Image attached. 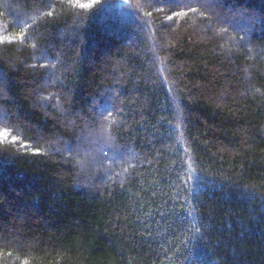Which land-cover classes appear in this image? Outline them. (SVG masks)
Wrapping results in <instances>:
<instances>
[{
	"label": "trees",
	"instance_id": "obj_1",
	"mask_svg": "<svg viewBox=\"0 0 264 264\" xmlns=\"http://www.w3.org/2000/svg\"><path fill=\"white\" fill-rule=\"evenodd\" d=\"M191 3L0 0V36L25 32L0 42V264H186L192 243L264 264V0H217L223 23ZM85 121L110 125L98 172L64 153Z\"/></svg>",
	"mask_w": 264,
	"mask_h": 264
},
{
	"label": "snow or ice",
	"instance_id": "obj_2",
	"mask_svg": "<svg viewBox=\"0 0 264 264\" xmlns=\"http://www.w3.org/2000/svg\"><path fill=\"white\" fill-rule=\"evenodd\" d=\"M103 2V0H91L90 3H80L79 0H76V4L78 5L79 8L84 9V10H89V9H93L95 6L100 5ZM141 2V0H137V3L139 4ZM148 3H151L152 6H155V0H147ZM124 3L126 4H131V0H124ZM197 3L199 4L200 8L206 9V10H211L213 13H215L218 17V19L220 20V22H225L228 18L221 16L219 13L216 12V6H217V0H197ZM181 5L184 7H187L188 11L190 12H197L198 9L196 7L192 6L191 0H181ZM180 6V5H178ZM49 7H51V5H49ZM187 13H181V12H174L173 15L174 16H180V15H186ZM49 15H51V13H49ZM148 15L150 16L151 13L149 12ZM173 16H169L168 19H172ZM254 16L252 15H247L244 13H241L239 15L236 16H232L231 20L232 22H240L241 20H243V22L251 24L254 21ZM209 22L211 23V17H209ZM15 27L18 28H24L25 26H30L28 25L27 21H24L22 19H17L15 24ZM228 31L227 28H222L220 29V33L221 34H226ZM25 36V32L22 30L20 31L16 36H8V35H4V36H0V42H12L14 39H23ZM240 39H243V37H240ZM227 42H231V38H229V40ZM53 67H55V65H53ZM2 79V78H0ZM101 107L103 108V111L107 113L108 116L112 115V109L110 108H104L103 105H101ZM8 116L9 114L0 109V123L4 124V131L0 132V135H2L4 137V139H7V121H8ZM114 123V121H113ZM169 123H171V121H169ZM107 130V129H106ZM177 131L179 132L180 129L177 127ZM182 135V133H181ZM13 142H15L18 137L14 136L13 138ZM181 147L183 148V146L181 145ZM32 154L33 155H46L47 153L44 152V149L41 147H35L32 150ZM65 151L71 152L73 151V148L71 145H66L65 147ZM186 151V149H185ZM105 155H107V153H105ZM113 162L115 163H120L121 161H126L127 160V156L126 154L120 150L117 149L112 157ZM188 170H189V177H188V181L185 182V190L188 192L189 196L193 195L194 192L197 189V186L200 183V176L196 173V169L192 167L191 164H188ZM125 171H127V168H125ZM189 183H191V187H189ZM183 199L187 200V197H183ZM188 203H191V201L189 200ZM186 215L190 216L191 212L190 210H185ZM191 230V229H190ZM196 232H199V228L195 229ZM185 261L186 264H214V262L210 259V253L207 252L206 250H200L198 249V247L196 246V244L192 243L189 248L188 251L185 255ZM24 264H28V261L25 260Z\"/></svg>",
	"mask_w": 264,
	"mask_h": 264
},
{
	"label": "rangeland",
	"instance_id": "obj_3",
	"mask_svg": "<svg viewBox=\"0 0 264 264\" xmlns=\"http://www.w3.org/2000/svg\"><path fill=\"white\" fill-rule=\"evenodd\" d=\"M180 1V0H179ZM193 1V0H191ZM197 1V0H194ZM106 98V100L110 101V96H108V94H106L104 96ZM68 113H65V115L63 114V120H68L69 124L68 126L70 128H76L78 126V121L83 120V118L78 114L75 115L74 118L71 119V115H69ZM86 120V119H85ZM103 121V120H102ZM85 123L87 124L85 126V133L87 134H82L81 137H78L75 140V144H71L73 151H71V153L80 155L81 160H82V166L85 167H90L92 168L93 172H98V169H101L100 166V160H99V153H100V148L98 146H100L98 141H101L100 138H103V136L101 135V133H103L104 131H106V129H109V123L106 122L105 125L102 124V126L96 131H91V125H89V122L85 121ZM99 136V137H98ZM62 141V140H61ZM60 141V142H61ZM57 146V145H55ZM63 148L65 149V147L63 146ZM67 152L64 150V153Z\"/></svg>",
	"mask_w": 264,
	"mask_h": 264
}]
</instances>
